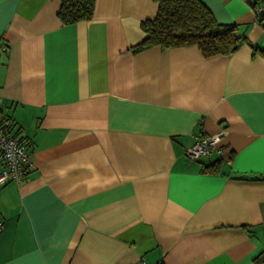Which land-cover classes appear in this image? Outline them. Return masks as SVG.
<instances>
[{
    "label": "crops",
    "instance_id": "obj_1",
    "mask_svg": "<svg viewBox=\"0 0 264 264\" xmlns=\"http://www.w3.org/2000/svg\"><path fill=\"white\" fill-rule=\"evenodd\" d=\"M254 1L201 0L246 39L204 57L134 51L153 0H96L92 18L72 25L59 0H0V111L32 153L23 181L0 186V264H264ZM221 130L219 151L185 156Z\"/></svg>",
    "mask_w": 264,
    "mask_h": 264
},
{
    "label": "trees",
    "instance_id": "obj_2",
    "mask_svg": "<svg viewBox=\"0 0 264 264\" xmlns=\"http://www.w3.org/2000/svg\"><path fill=\"white\" fill-rule=\"evenodd\" d=\"M58 18L72 25L92 18L96 0H59ZM157 13L141 23L146 38L134 47L140 52L159 46L162 49L196 47L204 57L235 53L246 42L236 25L219 24L201 0H153ZM257 22L264 28V0L249 3ZM216 173L218 165L205 168Z\"/></svg>",
    "mask_w": 264,
    "mask_h": 264
},
{
    "label": "built area",
    "instance_id": "obj_3",
    "mask_svg": "<svg viewBox=\"0 0 264 264\" xmlns=\"http://www.w3.org/2000/svg\"><path fill=\"white\" fill-rule=\"evenodd\" d=\"M7 51L8 44L0 41V53ZM11 127V120L0 111V161L3 164L0 172V186L8 183L20 184L32 166L30 147L26 142L12 136ZM226 134V130H221L214 135L198 137L191 147L184 149L185 156L192 161H197L219 151ZM2 230L3 224L0 223V233ZM138 264L146 263L141 261Z\"/></svg>",
    "mask_w": 264,
    "mask_h": 264
}]
</instances>
